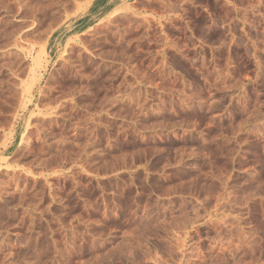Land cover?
Here are the masks:
<instances>
[{"label":"rangeland","instance_id":"374dc122","mask_svg":"<svg viewBox=\"0 0 264 264\" xmlns=\"http://www.w3.org/2000/svg\"><path fill=\"white\" fill-rule=\"evenodd\" d=\"M0 264H264V0H0Z\"/></svg>","mask_w":264,"mask_h":264},{"label":"bare ground","instance_id":"6f19581e","mask_svg":"<svg viewBox=\"0 0 264 264\" xmlns=\"http://www.w3.org/2000/svg\"><path fill=\"white\" fill-rule=\"evenodd\" d=\"M40 40V39H39ZM68 45V44H67ZM72 47V46H71ZM70 48V47H69ZM40 54V53H39ZM35 59V58H34ZM38 60V59H37ZM42 61V60H41ZM35 62V61H34ZM41 64V63H40ZM64 79V78H63ZM60 80V79H59ZM61 81V80H60ZM61 82H63V81H61ZM61 85H62V83H60L58 86V88L57 89H55L54 91H52V93L53 94H60V96H58V97H55L53 94V96L55 97V99H54V97H53V99L54 100H51V102H53V103H55V104H58L59 103V101L60 100H64V101H67V102H71V104L72 105H70V104H68V106L70 105L71 107L72 106H76L77 104L74 102V101H76L77 102V99L78 98H75L74 96H72L71 94H73V93H71L70 94V92H69V94L68 93H65L64 94V92L62 91L61 92V90L59 91V89H61ZM63 86V85H62ZM65 92H66V90H64ZM51 95V96H52ZM57 96V95H56ZM50 103V101L48 100V104ZM52 103V104H53ZM61 104H62V102H61ZM61 104H59V105H61ZM51 105V104H50ZM63 106V105H62ZM50 106V107H48V108H45V109H43L42 111L40 110L39 111V113L41 114V116L43 115L44 117H46V118H44V120L46 119L48 122H52L53 123V128H55L56 126H60V124H59V122L61 121V127L62 126H64L66 123H68V119H66L67 117L66 116H62V115H64V114H62L61 113V111H63V110H66V108L63 106ZM44 107V106H43ZM74 108H76V107H74ZM66 117V118H65ZM43 120V119H42ZM38 130H40V128L38 129ZM47 132V131H46ZM39 133V132H38ZM42 133H43V130H42ZM45 133V132H44ZM27 134V133H26ZM40 137V136H39ZM25 138V137H24ZM43 138H44V136H43Z\"/></svg>","mask_w":264,"mask_h":264}]
</instances>
